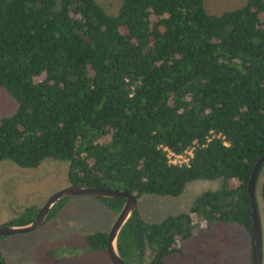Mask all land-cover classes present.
Returning a JSON list of instances; mask_svg holds the SVG:
<instances>
[{"label": "trees", "instance_id": "16d2710c", "mask_svg": "<svg viewBox=\"0 0 264 264\" xmlns=\"http://www.w3.org/2000/svg\"><path fill=\"white\" fill-rule=\"evenodd\" d=\"M205 3L0 0V91L15 104L0 118V163L59 162L69 187L172 201L154 220L137 207L117 239L126 264H163L216 222L250 234L247 185L264 154V0L217 12ZM189 149L187 164L169 163ZM93 199L112 224L124 200ZM107 236L89 230L87 250L106 253Z\"/></svg>", "mask_w": 264, "mask_h": 264}, {"label": "rangeland", "instance_id": "374dc122", "mask_svg": "<svg viewBox=\"0 0 264 264\" xmlns=\"http://www.w3.org/2000/svg\"><path fill=\"white\" fill-rule=\"evenodd\" d=\"M239 1L206 0L205 4L208 10L217 12ZM14 107L15 104L0 91V118L13 112ZM66 169V165L59 162H44L36 169H21L8 161L1 162L0 226L25 214L28 208L39 210L51 195L68 188ZM262 179L256 180L255 201L264 264ZM196 186L193 191H199L206 185ZM172 205L169 200L146 199L138 202V211L142 217L154 220ZM60 206L56 207L55 217L37 230L0 238V251L6 257V264H111L103 250H87L83 238L91 229L109 232L112 216L105 205L90 197L75 196L64 200ZM250 261V234L237 224L216 222L208 230L196 229L192 237L182 243L181 253L166 257L163 264H250Z\"/></svg>", "mask_w": 264, "mask_h": 264}, {"label": "water", "instance_id": "95a60500", "mask_svg": "<svg viewBox=\"0 0 264 264\" xmlns=\"http://www.w3.org/2000/svg\"><path fill=\"white\" fill-rule=\"evenodd\" d=\"M264 162V154L258 159L248 181L247 192L251 207V230H250V264H262V239L260 220L255 201V184L261 164ZM75 196H84L97 199L124 200V204L111 225L106 243V253L111 264H126L117 249V239L124 225L133 216L138 207L136 197L126 191H111L108 189H94L83 186L68 187L55 192L39 208L33 220L25 225L0 226V237H8L16 234H26L40 228L47 219L53 206L59 201ZM260 197L264 205V177L260 185Z\"/></svg>", "mask_w": 264, "mask_h": 264}, {"label": "built area", "instance_id": "2783aa9c", "mask_svg": "<svg viewBox=\"0 0 264 264\" xmlns=\"http://www.w3.org/2000/svg\"><path fill=\"white\" fill-rule=\"evenodd\" d=\"M191 156H192V150L191 149L185 151L184 154H182V155L169 153L168 154V161H169V163L174 164V165L187 164L189 157H191Z\"/></svg>", "mask_w": 264, "mask_h": 264}, {"label": "crops", "instance_id": "0c3cea01", "mask_svg": "<svg viewBox=\"0 0 264 264\" xmlns=\"http://www.w3.org/2000/svg\"><path fill=\"white\" fill-rule=\"evenodd\" d=\"M251 258V257H250Z\"/></svg>", "mask_w": 264, "mask_h": 264}]
</instances>
